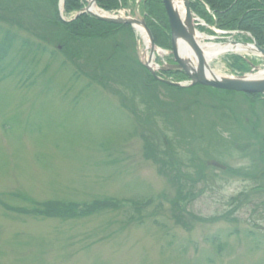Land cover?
Returning a JSON list of instances; mask_svg holds the SVG:
<instances>
[{"label":"rangeland","instance_id":"rangeland-1","mask_svg":"<svg viewBox=\"0 0 264 264\" xmlns=\"http://www.w3.org/2000/svg\"><path fill=\"white\" fill-rule=\"evenodd\" d=\"M63 13L0 0V264H264V97L157 82L127 27L58 47Z\"/></svg>","mask_w":264,"mask_h":264},{"label":"trees","instance_id":"trees-1","mask_svg":"<svg viewBox=\"0 0 264 264\" xmlns=\"http://www.w3.org/2000/svg\"><path fill=\"white\" fill-rule=\"evenodd\" d=\"M52 1L56 3L57 0ZM125 3V0H97L96 4L105 11H112L117 10L122 4L125 6ZM189 3L191 11L206 24L213 25L222 31H241L250 34L256 45L264 48V0H189ZM81 6V0H64L66 13L78 11ZM141 11L146 17V24L153 36L154 44L161 43L166 46L169 28L161 1L142 0ZM60 24L62 28L58 25L60 28L57 29L66 34L60 33L61 39L57 43L63 47L67 44L69 47L74 46V43L86 38L105 37L108 33H115L122 29L120 26L99 22L87 16L78 17L68 24ZM52 26L56 28V25L52 24ZM123 48L125 46H122L121 53ZM232 61L235 69L246 70L239 59L232 58ZM58 206L69 205L52 204L45 208L47 211L69 210L68 207L58 208Z\"/></svg>","mask_w":264,"mask_h":264},{"label":"water","instance_id":"water-1","mask_svg":"<svg viewBox=\"0 0 264 264\" xmlns=\"http://www.w3.org/2000/svg\"><path fill=\"white\" fill-rule=\"evenodd\" d=\"M96 0H93L92 3H95ZM163 8L165 10V14L167 16L169 28H170V41H171V54L174 58L175 65L170 66V68H174L171 70H180L183 71L184 74L188 78V82H184L183 84L179 83H171L165 82L169 85L176 86V87H183V86H193L196 84L202 86H208L215 89L226 90V91H233V92H241L246 94H263L264 95V77L258 80H247L244 77H226L222 79H216L211 77L208 79L205 76V66L204 62L201 59L200 51L194 42V22L198 21L194 18L190 7L189 1L183 0V8H184V19L182 20L175 10L171 0H161ZM91 5L88 4L87 7L83 8L78 14H88L90 17L94 18L95 20L111 23V24H122V25H131V26H140L146 32V35L149 39V43L151 47H154L152 36L149 30L146 28L143 19H136V18H118L116 16H101L98 14H93L89 11ZM179 41H185L189 44V46L194 50L196 56L198 57V64L196 67L190 65V62L180 58L176 44ZM232 45H238V43L230 42ZM246 45V44H243ZM255 48L256 52L259 56L264 58V49L259 48L255 44H252ZM152 57V55H150ZM150 72L152 71L151 68L146 64L142 63ZM251 66V71L258 72V68L255 66ZM169 68V69H170ZM205 68V69H204ZM164 69V68H161ZM247 75V74H245ZM243 75V76H245ZM160 80V79H159Z\"/></svg>","mask_w":264,"mask_h":264},{"label":"bare ground","instance_id":"bare-ground-1","mask_svg":"<svg viewBox=\"0 0 264 264\" xmlns=\"http://www.w3.org/2000/svg\"><path fill=\"white\" fill-rule=\"evenodd\" d=\"M93 0H88L89 4H95L92 3ZM183 0H171L175 10L178 12L180 18L183 20L185 13H184V8H183ZM89 11L93 14H98L101 16H112L114 14L112 13H103L102 11L98 10L95 5H91ZM138 19H143L144 23L146 21V17L145 16H140ZM115 26H124L127 27L125 31H127L129 34H131L133 37L135 38H139L141 37L144 41V53H142V59L144 61V63H146L152 70H156L159 72H162L161 68H167L169 69L170 66L175 65V61L174 58L171 54V41L170 43V51L168 50H164V49H155L154 51L150 52L151 49V45L150 43H148V38H146V32L144 31V29L140 26H131V25H122V24H117ZM145 26L147 28V24L145 23ZM239 34H247L241 31H238ZM170 38V35H169ZM194 42L196 43L200 54H201V59L204 62V66H205V76L208 79H211V77L216 78V79H222V78H226V76H222L220 75L219 71L212 69L210 66V63H212L213 61L219 60V58H221L222 56H225L227 54H233V55H247L250 57L251 62L255 65L256 68H258V72H253V73H248L245 76H240V77H244L247 80H258L261 79L262 77H264V62L261 60V62L259 64H257L258 62L256 58H258V53L256 52L255 48L251 45V44H247V45H243V44H238V45H232L231 43H222V41H213L212 37L210 38V36H207L205 34H202L201 31L199 30H195L194 32ZM177 47V52L180 56V58L190 62V65L193 67H196V65L198 64V57L196 56V53L194 52V50L189 46V44L185 41H179L176 44ZM126 48H123V50H125ZM170 54V56H172V60L170 63H168V60H166L164 63H162L161 61H158V58H156V55H160V56H165L166 54ZM251 54V55H249ZM150 55H152V57H150ZM241 57V56H239ZM261 57V56H260ZM256 62V63H255ZM263 62V63H262ZM139 63L142 62L140 61ZM245 66H249L248 63H243ZM143 67H145L144 65H142ZM229 71H233V72H239V73H243L242 70H238L235 69L233 67L232 64L227 65ZM146 68V67H145ZM170 69H174V68H170ZM128 74L130 75L129 77H134V74H131L130 71L131 69H128ZM124 71H122V74ZM152 72V71H151ZM251 72V71H250ZM121 73V72H120ZM128 74H126L128 76ZM228 77V76H227ZM188 82V80L186 81ZM199 84L193 85V87H199ZM220 92L224 93L225 96H229L232 94H239L244 96V99H248L249 101H254L255 98L252 95L246 94V93H241V92H233V91H226V90H220ZM258 97H264L263 94H258L256 95ZM245 131H250L253 132L252 130H248L247 127L253 128V126H243Z\"/></svg>","mask_w":264,"mask_h":264},{"label":"flooded vegetation","instance_id":"flooded-vegetation-1","mask_svg":"<svg viewBox=\"0 0 264 264\" xmlns=\"http://www.w3.org/2000/svg\"><path fill=\"white\" fill-rule=\"evenodd\" d=\"M181 73H177V74H173V73H162V76L163 77H167L169 79H174V78H180ZM201 88H207V87H203V86H199ZM212 91H219V90H214V89H211ZM254 98H255V101H257L258 99H262V97H256V95H253Z\"/></svg>","mask_w":264,"mask_h":264}]
</instances>
